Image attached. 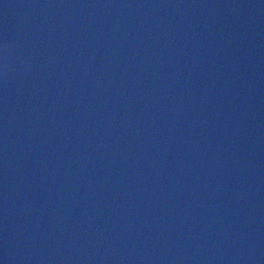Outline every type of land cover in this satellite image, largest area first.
Listing matches in <instances>:
<instances>
[{"label": "water", "instance_id": "1", "mask_svg": "<svg viewBox=\"0 0 264 264\" xmlns=\"http://www.w3.org/2000/svg\"><path fill=\"white\" fill-rule=\"evenodd\" d=\"M0 264H264V0H0Z\"/></svg>", "mask_w": 264, "mask_h": 264}]
</instances>
